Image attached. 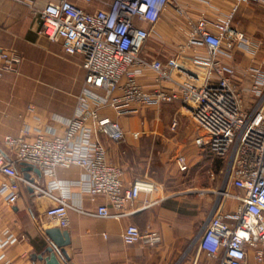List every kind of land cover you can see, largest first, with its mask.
<instances>
[{
    "label": "built area",
    "instance_id": "obj_1",
    "mask_svg": "<svg viewBox=\"0 0 264 264\" xmlns=\"http://www.w3.org/2000/svg\"><path fill=\"white\" fill-rule=\"evenodd\" d=\"M233 6L235 10L240 2ZM167 5L178 8L176 0H113L107 9L87 11L70 0H46L40 7L39 33L49 41L60 42L66 53L81 57L84 81L76 96L70 116L53 118L62 124L61 132L51 127L33 133L24 121L17 134H5L0 149V194L9 203L19 196L21 185L33 194L50 198L45 215L59 227L68 224V209L75 208L68 189L74 184L94 196L103 194L113 210L101 204L88 214L123 217L136 208L131 203L142 190L138 182L123 181V170L107 157L100 135L118 142L125 133L119 122L101 114L111 108L116 114H130L145 105L178 101L196 123L195 145L228 160L227 182L236 189L226 193L239 201L236 208L224 212L218 206L207 216L196 235L197 248L218 264H246L253 250L254 258L263 259L264 250V59L246 66L238 77L234 61L238 49L264 50V41L251 42L244 33L230 25L231 11L218 30L207 27L200 16L178 51L164 58L149 56L144 50L152 26ZM195 41L204 44L205 54L194 51L193 61L183 56L185 46ZM23 54L0 46V75L19 72ZM151 71L155 85L147 88L140 82ZM32 108V106H30ZM173 120L171 125L174 126ZM134 137L139 131H133ZM9 151V152H8ZM181 170L188 168L183 154L176 156ZM31 164L46 176L42 184L29 170L25 177L18 168ZM78 165L84 173L78 182L55 178L56 167ZM61 190L56 194L55 190ZM155 186L146 189L150 192ZM63 191V192H62ZM80 210V209H78ZM125 243L157 245L161 236L152 227L141 229L128 223L122 233ZM10 235L8 236V238ZM0 243L4 245L8 241ZM191 264H196L194 259Z\"/></svg>",
    "mask_w": 264,
    "mask_h": 264
},
{
    "label": "crops",
    "instance_id": "obj_2",
    "mask_svg": "<svg viewBox=\"0 0 264 264\" xmlns=\"http://www.w3.org/2000/svg\"><path fill=\"white\" fill-rule=\"evenodd\" d=\"M45 1L0 0V46L17 49L23 54L19 72L4 71L0 75V149L3 150H6L2 143L3 136L17 134L24 121L31 125L33 133L46 127L61 132L62 124L53 117L72 115L76 96L83 85L85 71L81 66V57L66 53L60 42L49 41L39 33V9ZM70 1L94 12L107 9L113 0ZM236 1L176 0L178 8L167 5L153 25L137 20L139 25L153 27L144 52L149 56L161 58L173 55L178 51L179 45L185 43L192 23L200 16L207 19V27L211 31H216L231 11L232 27L242 31L251 42L264 41V0L240 2L233 10ZM194 51L205 54L207 49L204 44L195 41L194 44L185 46L182 57L191 63ZM51 54L71 56L76 65L77 73L72 85L62 95L45 93L35 85L34 80L37 78L32 71L34 64L43 62ZM262 59L264 50L260 48L237 49L234 61L238 77L242 76L246 66ZM140 82L147 88L153 87L155 81L152 72L146 71L145 75L140 77ZM101 114L119 122L126 141L138 139L149 129L146 118L142 120L136 115H118L111 108L102 109ZM136 130L139 131L138 137L132 135ZM100 137L106 146L113 142L104 135ZM18 168L21 170V166ZM34 173L42 184L46 183L47 178L43 173ZM83 173L84 169L78 165L59 166L55 169V178L61 182H78ZM4 179L5 175L0 173V183ZM123 181L125 185L136 181L142 190L131 203V207L136 210L120 218L88 214L86 210H94L101 204L107 205L111 211L113 207L103 194L91 196L78 184L69 187V200L80 210L69 208L68 224L66 227H60L66 229L70 237V242L64 246L66 254L58 255L62 264H173L174 259L181 256L186 237L190 235V229L193 228L194 222L199 220L201 213L195 212V216L186 220L190 223L181 226L176 223L177 210L172 208V202L164 197H151L157 188L153 181L139 176L130 178L126 173L123 174ZM150 185L155 186L151 192L146 190ZM60 191L55 190L56 194ZM51 203L50 198L33 194L28 185L20 186L19 196L14 203L7 202L0 194V243L10 235L8 241L0 246V264H44V260L38 255L47 254L45 248L52 244L45 229L59 227L56 221L45 215V209ZM218 203V198L211 201L209 214ZM229 210L231 209H223L224 212ZM128 223H134L141 229L152 227L157 230L161 236L159 244L125 243L121 233ZM177 228L184 230L179 231ZM262 248L264 250V242ZM194 259L196 264H218V258L207 257L198 248L191 254V260ZM246 264H264V254L263 259L258 261L251 249Z\"/></svg>",
    "mask_w": 264,
    "mask_h": 264
},
{
    "label": "rangeland",
    "instance_id": "obj_3",
    "mask_svg": "<svg viewBox=\"0 0 264 264\" xmlns=\"http://www.w3.org/2000/svg\"><path fill=\"white\" fill-rule=\"evenodd\" d=\"M32 71L38 90L57 95L70 89L77 73L72 57L61 54H51L43 62L35 63ZM130 115L146 118L148 131L138 139L105 145L107 157L130 178L139 176L153 181L157 188L151 197H164L172 202V208L177 210V224L187 225L190 222L186 220L195 216V212L201 213L186 237L183 253L173 261V264H191V254L197 249L196 235L209 214L211 201L218 198L221 210L234 209L239 204L237 199L226 195V192H236L227 182L228 160L195 145L196 123L180 103L145 105L126 116ZM173 120L176 121L174 126L171 125ZM178 154L188 157L187 169L178 167Z\"/></svg>",
    "mask_w": 264,
    "mask_h": 264
},
{
    "label": "water",
    "instance_id": "obj_4",
    "mask_svg": "<svg viewBox=\"0 0 264 264\" xmlns=\"http://www.w3.org/2000/svg\"><path fill=\"white\" fill-rule=\"evenodd\" d=\"M21 170L25 177L29 176V170H33L40 175V169L31 164H23ZM45 232L52 241V244L48 245L45 250L47 254H39L38 257L44 260V264H62L58 258L60 254H66L64 246L70 242L69 233L66 229H61L57 226L48 227Z\"/></svg>",
    "mask_w": 264,
    "mask_h": 264
},
{
    "label": "bare ground",
    "instance_id": "obj_5",
    "mask_svg": "<svg viewBox=\"0 0 264 264\" xmlns=\"http://www.w3.org/2000/svg\"><path fill=\"white\" fill-rule=\"evenodd\" d=\"M227 193V192H226Z\"/></svg>",
    "mask_w": 264,
    "mask_h": 264
}]
</instances>
